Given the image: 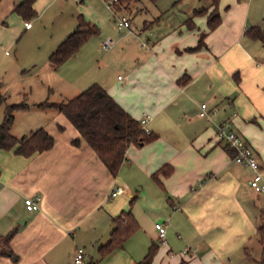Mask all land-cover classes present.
Returning <instances> with one entry per match:
<instances>
[{
  "label": "crops",
  "instance_id": "0c3cea01",
  "mask_svg": "<svg viewBox=\"0 0 264 264\" xmlns=\"http://www.w3.org/2000/svg\"><path fill=\"white\" fill-rule=\"evenodd\" d=\"M206 5L208 12L214 7L212 0ZM34 8L38 14V0ZM196 8L200 7H193L192 14L177 27L166 30H148L154 20H146L143 30L135 35L147 41V45L141 42L145 50L135 42L126 43L118 59L124 73L112 81L107 77L94 81L133 117L146 118L143 127L158 135L150 142L131 143L116 176L71 121L52 105L45 108L57 111L61 138L51 148L31 155L0 148V234L16 230L11 246L20 256L18 262L0 256V264H77L79 247L87 256L78 264H136L153 242L159 247L152 264H238L247 260L249 244L255 238L260 242L264 190L251 186L252 170L233 160V150L220 139L218 125L232 120L233 128L248 140L264 164V110L260 111L249 96L236 69L241 63L224 59L235 49L248 54L252 44L247 37L255 38L246 31L251 26L264 30V15L250 14L247 0H219L221 22L211 30L208 14L194 15ZM159 10L163 16L165 10ZM161 16L154 19L160 23ZM189 17L193 27L187 23ZM95 22L101 28L106 25L104 19ZM25 24L31 27L30 21L25 20ZM61 31L51 48L69 34ZM202 32L207 33L205 45L186 50L198 45ZM259 52L264 57V50ZM260 64L253 65L256 73L264 72V62ZM64 75L67 84L75 86L74 80ZM200 81L209 85L210 104L220 105L222 97L226 98L210 123H195L188 117V106L194 103L190 94ZM196 105L200 109L199 103ZM162 167L165 170L158 180L154 173ZM123 171L145 180L127 182L120 174ZM118 186L121 191L111 196ZM31 195L41 197L35 211L25 205V198ZM250 196L256 200L251 201ZM130 197V204L132 198L135 204L127 209ZM128 210L138 227L123 245L102 255L100 247L111 238L113 218ZM158 221L167 227L162 238L155 225ZM254 259L259 264L260 258Z\"/></svg>",
  "mask_w": 264,
  "mask_h": 264
},
{
  "label": "rangeland",
  "instance_id": "374dc122",
  "mask_svg": "<svg viewBox=\"0 0 264 264\" xmlns=\"http://www.w3.org/2000/svg\"><path fill=\"white\" fill-rule=\"evenodd\" d=\"M20 1L22 0H0V93L2 96L0 123L4 120L8 105L26 102L27 108L17 109L14 112L12 132L21 136L22 133L29 134L30 129L36 130L43 126L48 128L56 141L61 138L55 120L57 111L51 107L41 108L38 103L66 101L97 79L107 77L111 81L115 80L119 73H124V68L118 61L119 53L123 52L121 47L126 46V43L135 42L136 46L145 50L141 45L144 38L140 40L136 36L139 30H143L146 20H154L153 27L148 30H166L171 26L177 27L192 14L193 7H202L209 3V0H119L115 5H110L108 0H57L50 4V0H38L40 3L38 14L25 19L15 10V5ZM247 1H250V14L254 17H263L261 15H264V0ZM160 8L165 10L163 16L160 14ZM79 14H83L86 19L95 23L100 33L93 35L88 43L81 46L74 57L64 64L58 68L51 67L49 55L56 48L54 46L51 48V43L62 35L61 30L69 31L67 33L74 30ZM157 15L161 16L160 23L154 19ZM122 16L130 19V28L119 27L118 21ZM95 19L100 23L104 19L106 25L101 28ZM25 20L31 22V27L26 26ZM129 30L131 34L123 37ZM107 37L117 41L116 46L109 50L101 46L102 39ZM247 40L252 44L248 54L235 49L228 51L224 59L229 63H241L242 66L236 69L253 103L262 111L264 110V72L260 70L256 73L253 65H261L260 63L264 62V57L259 52H263L264 43L259 39L248 37ZM63 75L74 80L75 86L68 85ZM208 93H210L209 85L200 81L195 91L190 94L194 103L188 106V117H193L195 123H199V120L205 123L213 120V113L221 109L226 102V98L222 97L219 101L222 104L214 106L208 100ZM203 102L207 103L210 109L209 115L198 118L200 109L196 104L199 103L200 107ZM234 109L236 108H228V111ZM262 113L264 115V111ZM120 174H123L122 177L127 182L132 180L134 183L137 180L143 183L145 180L144 177L139 179L137 174L131 177L127 171ZM130 199L131 197L127 209L135 204V202L130 204ZM249 199L256 200L254 196H250ZM249 246L251 253L246 257V262L242 260L238 264H257L254 257L256 259L261 257L262 246L256 238ZM239 255H242V250L236 256Z\"/></svg>",
  "mask_w": 264,
  "mask_h": 264
},
{
  "label": "trees",
  "instance_id": "16d2710c",
  "mask_svg": "<svg viewBox=\"0 0 264 264\" xmlns=\"http://www.w3.org/2000/svg\"><path fill=\"white\" fill-rule=\"evenodd\" d=\"M35 2L36 0H22L15 5V10L25 19H29L37 15V10L34 8ZM212 5H214V8L210 12H208L209 5L194 10V15L208 14L207 25L211 30L215 29L221 22L219 0H212ZM77 18L78 23L74 30L49 55V62L53 68H58L71 56L75 55L84 43L100 31L99 27L86 19L83 14H79ZM187 23L193 27V18L189 17ZM246 32L249 36L264 42V30L260 27L251 26ZM206 34V32H202L198 45L187 47L186 50L194 51L204 46ZM1 100L2 96L0 93ZM38 105L41 107L52 105L63 113L78 129L81 137L99 155L113 176L117 175L126 157L127 148L131 143L142 144L150 142L158 136L154 132H147L141 120L129 114L99 82L92 83L89 87L66 101L57 103L44 101L38 103ZM27 107L28 104L26 102L7 106L4 120L0 123V148L13 149L16 153L31 155L37 151L47 150L55 144L54 135L44 127L37 128L21 137H17L12 133L11 127L15 118V110ZM78 142L79 138L74 140V143L77 144ZM226 146L230 149L227 144ZM164 170V167L160 168L154 173V177L159 180L158 175ZM134 201L135 198H132L131 204ZM113 220L115 226L112 230L111 238L100 247L102 255H106L116 247L123 245L138 227L131 210L123 211L118 216H115ZM258 230L262 246L259 264H264V224ZM15 232L16 230H13L4 235L0 234V256H6L13 262H18L19 253L11 246V240ZM158 247V243L153 242L146 255L136 264H152Z\"/></svg>",
  "mask_w": 264,
  "mask_h": 264
},
{
  "label": "built area",
  "instance_id": "2783aa9c",
  "mask_svg": "<svg viewBox=\"0 0 264 264\" xmlns=\"http://www.w3.org/2000/svg\"><path fill=\"white\" fill-rule=\"evenodd\" d=\"M110 5H115L119 0H108ZM29 25V22H26ZM119 27L130 28L131 21L128 17L122 16L118 21ZM131 31V30H130ZM143 45H147V41L143 40ZM115 44V39L112 37H107L102 40L101 46L104 49H109ZM121 77V76H120ZM209 107L207 103L203 102L200 105L199 115L208 116ZM237 113L234 112L232 115L235 116ZM146 118L141 120L142 125L145 124ZM147 132L150 130L146 129ZM218 135L221 140H223L230 148L233 149V160L242 163L252 170V175L250 179L251 186L257 191L264 190V164L259 161L258 155L254 147L248 142V140L240 134L235 128H233V121L227 120L218 125ZM121 191V187H116L111 192V196H116L117 193ZM41 197L39 195H31L25 198L26 208L30 211H35L40 207ZM156 228L158 230L159 236L162 238L166 235L167 227L164 222H156ZM87 256L84 248H77V253L75 255V262L82 263Z\"/></svg>",
  "mask_w": 264,
  "mask_h": 264
},
{
  "label": "water",
  "instance_id": "95a60500",
  "mask_svg": "<svg viewBox=\"0 0 264 264\" xmlns=\"http://www.w3.org/2000/svg\"><path fill=\"white\" fill-rule=\"evenodd\" d=\"M143 144V143H142Z\"/></svg>",
  "mask_w": 264,
  "mask_h": 264
}]
</instances>
